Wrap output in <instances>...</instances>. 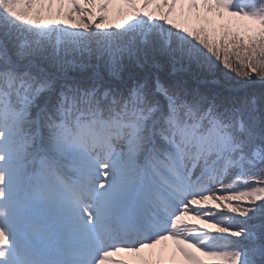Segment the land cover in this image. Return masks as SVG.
Masks as SVG:
<instances>
[{"label":"snow or ice","instance_id":"snow-or-ice-1","mask_svg":"<svg viewBox=\"0 0 264 264\" xmlns=\"http://www.w3.org/2000/svg\"><path fill=\"white\" fill-rule=\"evenodd\" d=\"M0 264H264V0H0Z\"/></svg>","mask_w":264,"mask_h":264}]
</instances>
